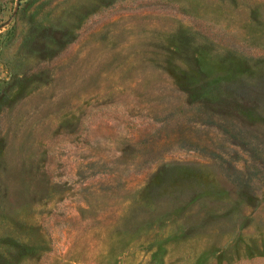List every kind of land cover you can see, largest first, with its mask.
Here are the masks:
<instances>
[{"label":"rangeland","instance_id":"374dc122","mask_svg":"<svg viewBox=\"0 0 264 264\" xmlns=\"http://www.w3.org/2000/svg\"><path fill=\"white\" fill-rule=\"evenodd\" d=\"M0 264H264V0H0Z\"/></svg>","mask_w":264,"mask_h":264}]
</instances>
